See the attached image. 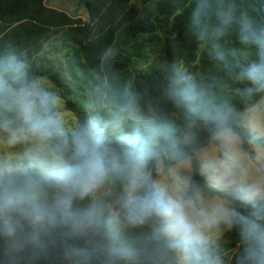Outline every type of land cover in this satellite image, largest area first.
Wrapping results in <instances>:
<instances>
[{"label":"clouds","instance_id":"1","mask_svg":"<svg viewBox=\"0 0 264 264\" xmlns=\"http://www.w3.org/2000/svg\"><path fill=\"white\" fill-rule=\"evenodd\" d=\"M171 4L151 83L0 45V264H264V0Z\"/></svg>","mask_w":264,"mask_h":264},{"label":"trees","instance_id":"2","mask_svg":"<svg viewBox=\"0 0 264 264\" xmlns=\"http://www.w3.org/2000/svg\"><path fill=\"white\" fill-rule=\"evenodd\" d=\"M91 22L45 4V0H0V45L14 42L30 51L41 71H67L80 79L79 69L98 63L111 51L125 76L151 83L162 57L190 56L177 11L171 0H78ZM100 1V2H99ZM156 46H159L156 51Z\"/></svg>","mask_w":264,"mask_h":264},{"label":"rangeland","instance_id":"3","mask_svg":"<svg viewBox=\"0 0 264 264\" xmlns=\"http://www.w3.org/2000/svg\"><path fill=\"white\" fill-rule=\"evenodd\" d=\"M100 2V1H99ZM47 5H52L53 7L59 8L71 16H78L82 20L91 22L92 18L89 16L98 7V3L92 5V10L87 11L85 5L78 0H46ZM159 46H156V51H158Z\"/></svg>","mask_w":264,"mask_h":264},{"label":"crops","instance_id":"4","mask_svg":"<svg viewBox=\"0 0 264 264\" xmlns=\"http://www.w3.org/2000/svg\"><path fill=\"white\" fill-rule=\"evenodd\" d=\"M45 4H46V0H45ZM48 6H51V7H53L52 5H48ZM54 8H56V7H54ZM57 9H59V8H57Z\"/></svg>","mask_w":264,"mask_h":264}]
</instances>
